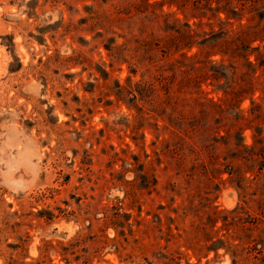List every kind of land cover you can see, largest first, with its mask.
<instances>
[{
    "label": "rangeland",
    "instance_id": "obj_1",
    "mask_svg": "<svg viewBox=\"0 0 264 264\" xmlns=\"http://www.w3.org/2000/svg\"><path fill=\"white\" fill-rule=\"evenodd\" d=\"M146 1L159 12L143 0H0V264H264V223L247 218L261 215L264 188L226 172L238 128L210 102L225 81L200 63L211 46L168 50L179 34L165 23L187 13ZM261 23L245 30L258 32L244 47L258 85L240 107L250 96L264 116ZM189 24L194 40L220 28Z\"/></svg>",
    "mask_w": 264,
    "mask_h": 264
},
{
    "label": "trees",
    "instance_id": "obj_2",
    "mask_svg": "<svg viewBox=\"0 0 264 264\" xmlns=\"http://www.w3.org/2000/svg\"><path fill=\"white\" fill-rule=\"evenodd\" d=\"M143 1L145 10L152 7L150 12H159L155 8V6H159L157 2L150 4L146 0ZM174 1L177 2L183 13H187V17L181 27L178 26V19H174L176 23H165L166 28L174 30V32L179 34V37L163 42V44L166 45L168 50L172 47L189 49L193 45H199V47L204 45L211 46V51L206 56L201 57L200 63H209L211 66L210 70L216 72L217 81L221 78L225 81L214 85L222 96L218 97L216 101L211 99L210 102L216 111L231 115L233 117V121L230 123L231 126L238 128L235 134L238 136L239 142L232 145L233 155L229 157V161L226 164V172L236 179L239 187L246 180L243 177L244 173H255L253 179H256L257 186L264 188V176L260 175L261 171L264 170V116L260 110V105L255 100H252L250 96L247 97L250 99V106L247 111L240 107L242 101L246 98L245 95L255 91L258 85L257 77L254 76L255 68L249 62L246 54H244V47L249 44L247 40L252 34H258L256 30H249L246 34L245 30L263 27L262 23L260 24L264 17V12L261 10L260 5L261 0H170L169 2L172 3ZM220 14H224L225 18L221 19L219 17ZM246 14L250 15L249 20L258 19L259 21L253 27L244 29L245 25L241 21ZM164 16L166 19L173 15L166 12ZM204 17L208 20L215 18L220 28L217 30L211 28L209 32H203L199 39L194 40L195 33L191 29L189 20H200ZM233 22L237 23L235 30L232 29ZM230 34L234 35L229 36ZM215 35L219 36L213 39L212 36ZM137 44L147 48L150 44L158 46L161 41L158 40L155 43H151L142 39L138 40ZM215 55H218L219 58L217 60L211 59ZM182 56H185V53ZM217 63L218 65H216ZM197 88L199 89V86ZM245 129H250L253 132L251 145H247L244 141L243 131ZM243 191L245 192L243 196L252 195V193L247 194L246 190ZM262 196V199L257 201V207L262 216L247 215L249 222L253 225L264 223V193H262ZM250 201L247 200L245 203L248 204ZM235 211L236 209L231 212ZM260 231L264 234V230ZM249 238L251 239L250 242H253L255 246L257 244L256 240ZM262 241L258 238L260 244ZM262 247L263 245L258 250ZM262 262L264 263V257Z\"/></svg>",
    "mask_w": 264,
    "mask_h": 264
}]
</instances>
